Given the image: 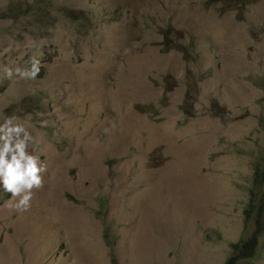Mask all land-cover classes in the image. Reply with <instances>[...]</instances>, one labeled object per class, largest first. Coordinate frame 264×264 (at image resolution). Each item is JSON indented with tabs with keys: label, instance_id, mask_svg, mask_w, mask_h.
I'll return each mask as SVG.
<instances>
[{
	"label": "rangeland",
	"instance_id": "obj_1",
	"mask_svg": "<svg viewBox=\"0 0 264 264\" xmlns=\"http://www.w3.org/2000/svg\"><path fill=\"white\" fill-rule=\"evenodd\" d=\"M240 1L0 0V124L47 167L27 212L0 185V264H225L255 231L237 264H264V0Z\"/></svg>",
	"mask_w": 264,
	"mask_h": 264
},
{
	"label": "clouds",
	"instance_id": "obj_2",
	"mask_svg": "<svg viewBox=\"0 0 264 264\" xmlns=\"http://www.w3.org/2000/svg\"><path fill=\"white\" fill-rule=\"evenodd\" d=\"M256 1L257 0L240 1L238 3V8H245ZM231 2L234 3V1ZM226 12H228V10H226L225 13ZM39 71L38 62L33 64L31 70L22 71L16 69V72L21 77L33 79L38 75ZM6 72L9 77L12 75L10 69H6ZM166 83H168L167 78ZM167 90L168 88H165L163 92L166 96ZM182 104L190 105L192 108V100H190L188 96L187 100L183 101ZM182 110L184 111L183 108ZM214 115L221 116V113L219 111H214ZM17 119L18 118L15 116L7 117L4 122L0 124V185H2L3 190L10 193L11 197L15 200V203L11 205L12 209L18 213H23L31 208L34 190H39L44 187V173L47 171V167L46 164L40 160L39 156L29 153L28 148L30 143L33 142V137L23 124L17 123ZM107 203L108 200L105 198L102 206L98 208L99 213H102L106 209ZM247 216L248 218H252L249 214H247ZM258 227L261 226L258 225ZM105 236H107L108 240L113 241L108 237V234H105L104 237ZM251 237H258L256 231L252 236L246 238V240H249Z\"/></svg>",
	"mask_w": 264,
	"mask_h": 264
},
{
	"label": "trees",
	"instance_id": "obj_3",
	"mask_svg": "<svg viewBox=\"0 0 264 264\" xmlns=\"http://www.w3.org/2000/svg\"><path fill=\"white\" fill-rule=\"evenodd\" d=\"M221 1L228 4V0H221ZM231 1H234V0H231ZM226 10H228V9H226ZM166 38H167V36L165 35L164 39H166ZM171 48H178V47H177V45L168 46L166 44V41L162 43V50L163 51L166 52ZM187 52H194V50L190 46L187 49ZM187 52H185L186 55H187ZM263 181H264V166L263 165H257L255 168V183L259 188H258V192H255V189H252L251 199L254 200L255 198H257V193H258V194H260V200L264 203V184L261 183ZM249 209H250V211H253V213L255 214L258 210L264 211V206L255 205L251 201ZM249 215L251 217L253 216L252 214H249ZM258 218H260V217H257V224L259 226H261L260 220ZM105 238L108 239L107 236H105ZM256 243H257V238L251 237L249 240H245V241L243 240L240 243L235 244L233 246V248L236 251V253H238V254L235 257H232L231 260L227 261L225 264H237V261H239L241 259H247L250 256H252L256 252Z\"/></svg>",
	"mask_w": 264,
	"mask_h": 264
}]
</instances>
